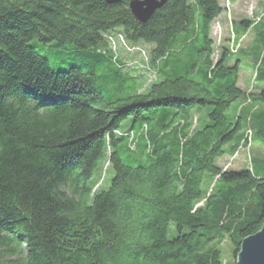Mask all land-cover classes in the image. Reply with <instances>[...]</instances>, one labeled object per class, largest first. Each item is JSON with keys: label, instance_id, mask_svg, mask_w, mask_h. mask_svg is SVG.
Instances as JSON below:
<instances>
[{"label": "trees", "instance_id": "obj_1", "mask_svg": "<svg viewBox=\"0 0 264 264\" xmlns=\"http://www.w3.org/2000/svg\"><path fill=\"white\" fill-rule=\"evenodd\" d=\"M129 1L0 0V264H236L219 243L235 259L264 222V157L218 164L247 128L264 146V18L249 49L263 87L247 93L239 59H212L219 0H166L144 23ZM116 34L152 45V80L126 67ZM237 99L248 105L227 113Z\"/></svg>", "mask_w": 264, "mask_h": 264}, {"label": "rangeland", "instance_id": "obj_2", "mask_svg": "<svg viewBox=\"0 0 264 264\" xmlns=\"http://www.w3.org/2000/svg\"><path fill=\"white\" fill-rule=\"evenodd\" d=\"M188 1L192 3V0ZM219 3L223 10L211 24L210 36L213 40L212 59L216 61L223 48L229 50L231 54L228 64L232 65L236 59L240 61L238 86L247 93H258L263 87V84L254 80L255 55L249 49L251 46H255L257 41L255 27L259 20L264 18V0H219ZM243 22H245L246 25L251 23L247 30ZM33 41L32 46L35 48L37 54L47 60L50 68L59 69L66 66L61 62V60L64 59L63 53L59 52L56 48H47L36 40ZM109 41L116 54L121 56L126 67L134 69V72H131L132 74H142L146 77L147 81L154 78L152 72L148 69L146 70L145 64L148 58V51L152 47L151 44L144 42L130 44L126 42L122 36L120 37V35L111 36ZM84 69L85 67L83 70ZM102 80L108 92H112L113 86L110 85L109 79L102 76ZM128 87L129 81L122 82V88L119 94L124 93ZM244 105H248V103L237 99L231 104L227 113H231L235 107L239 106L241 108V106ZM130 124L131 117H126L119 122L118 132H127ZM243 135L244 139L238 144L235 153L231 156H223L218 160V164L223 169H249L252 157H264V146L257 140L252 139L251 131H249L248 128L244 130ZM100 173V175L95 173L93 178L94 180L98 179V189L105 190L110 184L114 171L111 166H107V163H105ZM222 239L227 238L224 237ZM219 247L224 253L223 262L232 263L235 259L232 257L231 247L228 241L222 240L221 243H219Z\"/></svg>", "mask_w": 264, "mask_h": 264}, {"label": "water", "instance_id": "obj_3", "mask_svg": "<svg viewBox=\"0 0 264 264\" xmlns=\"http://www.w3.org/2000/svg\"><path fill=\"white\" fill-rule=\"evenodd\" d=\"M104 1L114 3L119 0ZM165 2L166 0H130L128 8L137 22L144 23ZM235 263L264 264V222L256 233L242 239L235 256Z\"/></svg>", "mask_w": 264, "mask_h": 264}, {"label": "crops", "instance_id": "obj_4", "mask_svg": "<svg viewBox=\"0 0 264 264\" xmlns=\"http://www.w3.org/2000/svg\"><path fill=\"white\" fill-rule=\"evenodd\" d=\"M258 157H263V156H258Z\"/></svg>", "mask_w": 264, "mask_h": 264}]
</instances>
